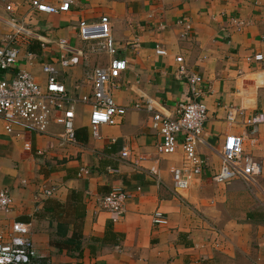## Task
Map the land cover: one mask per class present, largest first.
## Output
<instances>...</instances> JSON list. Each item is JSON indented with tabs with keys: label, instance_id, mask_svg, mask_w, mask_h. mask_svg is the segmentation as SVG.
Instances as JSON below:
<instances>
[{
	"label": "crops",
	"instance_id": "0c3cea01",
	"mask_svg": "<svg viewBox=\"0 0 264 264\" xmlns=\"http://www.w3.org/2000/svg\"><path fill=\"white\" fill-rule=\"evenodd\" d=\"M101 16L110 21L114 56L127 62L112 91L117 104L150 96L173 112L187 94L186 81L174 74L178 56L186 70L202 76L208 118L198 153L208 159L207 168L177 194L170 169L181 165L183 153L180 147L173 154L157 152L160 138L144 109L128 108L94 137L90 105L74 101V141L62 140L63 129L54 123L46 134L17 123L8 133L0 119V184L14 202L9 214L0 211V232L14 221L29 223L35 257L45 264H264V121L255 146L244 123L256 115L264 119V0H72L67 12L57 14L33 12L29 0H6L0 3V43L11 32L9 18L44 43L20 40L17 62L2 75L26 70L44 86L42 64L58 66L63 38L82 53H68L73 64L59 80L72 98L91 94L89 76L111 56L91 50L96 43L82 41L77 25ZM27 53L34 59L28 61ZM228 111L237 113L232 124ZM230 133L246 136L245 152L261 165L255 186L212 180L219 167L214 150ZM125 147L129 154L122 157ZM114 187L129 194L117 218L99 204ZM157 210L166 222H153Z\"/></svg>",
	"mask_w": 264,
	"mask_h": 264
},
{
	"label": "built area",
	"instance_id": "2783aa9c",
	"mask_svg": "<svg viewBox=\"0 0 264 264\" xmlns=\"http://www.w3.org/2000/svg\"><path fill=\"white\" fill-rule=\"evenodd\" d=\"M5 2L6 0H0V3ZM71 3L72 0H60L57 4L45 0H29L33 12L44 14L67 12ZM5 9L12 11L13 5L6 4ZM232 22L239 25L236 19H232ZM6 23L10 25L11 32L0 43V119L4 121V128L8 133L13 132V125L17 123L38 134H46L49 125L54 123L63 129L60 135L62 140L74 141L75 113L71 106L74 101L90 105L89 131L94 137L98 136L100 126L114 123L115 119L124 115L128 108L144 109L150 114V128L160 138L156 145L157 152L173 154L180 147L183 153L181 165L170 169L173 188L177 194L188 190L192 180L207 168L208 159L198 153V146L205 143L203 132L208 118V108L204 96L209 89L204 86L201 75L186 70L181 56L175 58L178 67L174 74L186 81L187 94L177 101L173 112L165 111L162 104L150 96H141L142 98L131 106H121L115 102L112 91L118 87L116 80L126 70L127 62L114 56L116 42L112 36L110 21L107 16H101L95 23L82 20L77 25L79 38L85 42H95L96 45H92L90 49L105 50L111 59L106 67L95 68L89 76L91 94L72 98L59 77L73 64V59L68 57V53L82 52L72 48L66 39L61 38L58 40L61 48L58 66L53 62L42 64L41 70L46 77L44 86L37 83L26 70H19L11 78H6L2 72L8 71L17 62L21 48L20 40L35 39L41 42V46L44 43L35 30L17 23L13 18L6 19ZM185 28L186 32L181 34L182 37L186 36L190 26L186 25ZM156 53L165 55L166 51L156 47ZM26 57L30 61L35 55L27 53ZM237 113L241 115L242 111L239 110ZM237 113L228 111L226 120L230 124L234 123ZM263 121L261 115L245 120V125L250 127L247 140L251 145H257L254 135L257 133V125ZM245 138L246 136L227 134L219 149H213L219 158V167L212 175L213 181L226 184L231 180L241 179L247 186L256 185V177L262 172L261 165L245 152L243 145ZM24 146L30 148L29 144ZM128 154V149L123 148L121 156L127 157ZM80 174H88V170L81 169ZM43 193L50 195L52 189H45ZM128 197V192L121 187H114L101 196L99 204L102 209L110 211L117 218L123 214L124 202ZM13 205L12 196L7 188L0 184V211L9 214L13 210ZM153 222H166L164 214L155 211ZM35 260L37 259L30 238L29 223L14 221L8 231L0 232V264H30Z\"/></svg>",
	"mask_w": 264,
	"mask_h": 264
},
{
	"label": "trees",
	"instance_id": "16d2710c",
	"mask_svg": "<svg viewBox=\"0 0 264 264\" xmlns=\"http://www.w3.org/2000/svg\"><path fill=\"white\" fill-rule=\"evenodd\" d=\"M30 264H42V262H41V260H35V261H33L32 263H30Z\"/></svg>",
	"mask_w": 264,
	"mask_h": 264
},
{
	"label": "rangeland",
	"instance_id": "374dc122",
	"mask_svg": "<svg viewBox=\"0 0 264 264\" xmlns=\"http://www.w3.org/2000/svg\"><path fill=\"white\" fill-rule=\"evenodd\" d=\"M21 21V20H20ZM34 21V20H33Z\"/></svg>",
	"mask_w": 264,
	"mask_h": 264
}]
</instances>
